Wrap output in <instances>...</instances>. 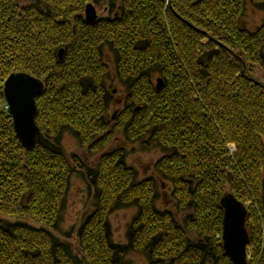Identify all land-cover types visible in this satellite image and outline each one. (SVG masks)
Instances as JSON below:
<instances>
[{
  "label": "trees",
  "instance_id": "16d2710c",
  "mask_svg": "<svg viewBox=\"0 0 264 264\" xmlns=\"http://www.w3.org/2000/svg\"><path fill=\"white\" fill-rule=\"evenodd\" d=\"M251 4L264 10V0H0V77L45 85L30 150L0 96V264H127L132 252L147 264H233L227 194L248 209V263L264 264V77H253L264 73V21L247 28ZM89 5L109 15L89 23ZM111 83L127 96L110 117ZM66 131L95 164L62 149ZM119 141L161 149L155 177L139 181L126 149L111 148ZM77 167L96 208L61 238ZM130 206L119 245L111 214Z\"/></svg>",
  "mask_w": 264,
  "mask_h": 264
},
{
  "label": "rangeland",
  "instance_id": "374dc122",
  "mask_svg": "<svg viewBox=\"0 0 264 264\" xmlns=\"http://www.w3.org/2000/svg\"><path fill=\"white\" fill-rule=\"evenodd\" d=\"M97 10L99 18L109 15V11L104 9V6L97 7ZM245 14L243 21L250 30H254L261 26L264 21V10L259 9L253 4L248 6ZM253 77L262 79L264 73L257 71ZM111 85L113 87L112 92H114V98L111 103V109L109 110L110 117L114 115L116 110L118 111L121 109V106L118 105V103L122 101V99L124 100L127 96L126 87L112 83ZM60 141L62 149H64L70 157L76 155L83 163H96L98 156L96 154L92 155L85 148H81L77 139L69 131H66L62 135ZM117 145L126 149L128 153L126 160L128 164L138 172L137 179H139V181L145 178H150L151 176L155 177V165L163 155L161 149L154 146H150L146 149L139 147L133 149L129 144L125 145L121 141H119V144H116L111 148H114ZM80 171L79 167H77V170L74 172L75 175L71 182L72 185L64 205L65 209L62 212L63 218L56 230V233H59L58 235L61 236V238H63L62 236L74 237L82 220H84L87 215L92 213L96 208L95 194H93L91 186ZM162 191L161 199L165 202L162 206L167 207L171 204L172 191L168 189V186L167 188L165 187L164 190L162 189ZM160 203L159 206L161 205ZM111 215L110 226L113 241L119 245H127L129 243L128 231L131 222L137 215V208L135 206H130L128 208L119 209V211H116ZM126 258L127 264H147L146 257L137 252L130 253Z\"/></svg>",
  "mask_w": 264,
  "mask_h": 264
},
{
  "label": "water",
  "instance_id": "95a60500",
  "mask_svg": "<svg viewBox=\"0 0 264 264\" xmlns=\"http://www.w3.org/2000/svg\"><path fill=\"white\" fill-rule=\"evenodd\" d=\"M86 20L90 23L96 22L98 20L97 10L93 5H89L86 9ZM60 58L63 59V51L59 53ZM9 79L16 81L18 79H32L35 80L39 85V93L34 98L35 103L30 107L29 112L26 116L21 117L18 114L17 108L9 101L5 96L6 101H8V108L13 117L15 131L18 134L20 142L23 144L25 149L30 150L36 144V138L38 135V126L36 123V117L38 114L37 110V100L39 96L44 92V83L37 78L32 77L29 74L16 73L11 75ZM7 80V81H8ZM164 83L160 79L158 80V89L163 87ZM222 207L225 210L224 215V227H223V242L225 253L232 259L233 264H249L248 263V246L250 244L249 231H247V218L248 209L237 200L234 195L227 194L222 200Z\"/></svg>",
  "mask_w": 264,
  "mask_h": 264
},
{
  "label": "snow or ice",
  "instance_id": "6c2138e0",
  "mask_svg": "<svg viewBox=\"0 0 264 264\" xmlns=\"http://www.w3.org/2000/svg\"><path fill=\"white\" fill-rule=\"evenodd\" d=\"M40 85L32 79H18L3 81L0 77V96H6L17 108L21 117L27 115L30 107L36 102L35 97L39 93Z\"/></svg>",
  "mask_w": 264,
  "mask_h": 264
}]
</instances>
